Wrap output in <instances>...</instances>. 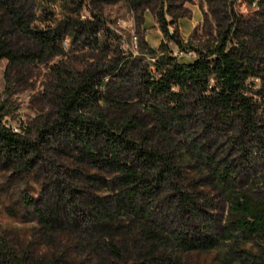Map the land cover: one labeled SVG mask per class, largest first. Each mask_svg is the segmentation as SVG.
Here are the masks:
<instances>
[{
  "label": "rangeland",
  "instance_id": "rangeland-1",
  "mask_svg": "<svg viewBox=\"0 0 264 264\" xmlns=\"http://www.w3.org/2000/svg\"><path fill=\"white\" fill-rule=\"evenodd\" d=\"M19 1L35 14V29L42 30L41 23L50 15L63 18L60 1L52 5L43 0ZM82 1L84 9L77 18L91 20L93 14L100 19L97 42L85 40L86 33L79 31L73 40H64L60 55L46 61L10 65L0 59V125L33 146L20 159L0 151V238L30 259L54 255L62 259L60 264H106L104 259L113 261L117 254L123 264H245L244 253L252 245L245 239L224 241L221 235L231 217V196L264 199V131L259 137L237 141L231 134L206 137L195 125L184 135L175 130L165 134L152 113L157 104L142 91L139 75L154 61L150 50L169 45L158 23L160 10L171 21L169 34L183 44L201 47L207 39L201 25L211 19V5L207 0ZM217 2L223 14L240 18L247 32L264 33V0ZM5 39L24 55L27 41L11 29L5 30ZM191 54H178V59L191 61ZM261 58L258 63L264 73ZM90 64L98 72L93 87L108 97L106 104L99 102V110L113 132L121 133V126L130 121L135 128L128 140L147 150L174 151L178 182L194 199L195 215L183 212L171 179L155 182L152 177V194L139 201L149 219L148 229L140 233L139 224L128 229L129 219L117 203L123 194L120 177L102 160L109 155L104 139L99 138L96 149L87 154L81 143L72 144L62 132H43L44 125L56 120L51 67L78 70ZM90 109L80 111L82 119L90 117ZM204 145L207 163L202 165L189 153L191 147ZM128 157L134 159L130 153ZM102 212L114 220L100 216ZM171 232L188 241L215 236L218 244L188 253L171 243L157 245L149 236L161 239Z\"/></svg>",
  "mask_w": 264,
  "mask_h": 264
},
{
  "label": "trees",
  "instance_id": "trees-1",
  "mask_svg": "<svg viewBox=\"0 0 264 264\" xmlns=\"http://www.w3.org/2000/svg\"><path fill=\"white\" fill-rule=\"evenodd\" d=\"M43 1L51 5L60 1L63 18L50 15L46 23H41L45 25L43 29L38 30L33 27L35 14L28 13L19 0H0V59L10 65L46 61L60 55L64 40H73L79 31L86 33L85 40L97 42L100 19L93 14L91 20L77 18L84 9L82 0ZM207 1L212 8L211 19H205L201 25L207 38L201 47L183 44L178 37L169 34L171 21H167L163 9L159 11L160 30L168 37L169 45L160 44L157 51L150 50L154 61L139 74L142 91L157 104L152 113L165 134L175 130L184 135L195 125L206 137L231 134L235 141L259 137L264 131V115L261 113L264 109V73L258 63L264 56V33L247 32L244 22L235 14H223L217 0ZM6 29L13 30L21 40L27 41L24 55L18 54L6 41ZM188 53H193L192 60L180 62L178 54ZM51 74L56 120L51 125H44L43 132H62L67 138H72V144L81 143L83 152L87 154L96 149L95 142L99 138L104 139L109 155L102 160L120 177L123 194L119 195L117 203L118 209L129 219L128 229L134 224H139L140 233L148 229L145 224H149V219L139 201L152 194L149 191L154 181L152 177L155 182L171 179V190L183 212L195 215L198 209L194 199L178 182V160L174 151L147 150L128 140L126 136L133 134L135 128L130 121L121 126V133L113 132L106 115L99 110V102L106 104L108 97L93 87L98 76L94 64L78 70L53 65ZM253 81H258V84ZM89 107L90 117L82 119L80 111ZM205 147H191L190 158L205 165L207 158L202 155ZM0 148L8 158L20 159L33 146L18 133L0 125ZM128 153L134 156L133 160L129 159ZM231 197V217L221 239L228 242L245 239L252 247L244 253V263L264 264V199L246 195ZM100 216L109 218L111 222L114 220L113 215L106 212ZM149 236L157 245L164 247L171 243L188 253L205 251L218 244L215 236L192 241L178 232L168 233L161 239L154 238L152 234ZM155 249H150V252ZM109 258L103 262L124 263L119 254L113 261ZM61 261L54 255L30 259L17 253L4 238H0V264H60Z\"/></svg>",
  "mask_w": 264,
  "mask_h": 264
},
{
  "label": "built area",
  "instance_id": "built-area-1",
  "mask_svg": "<svg viewBox=\"0 0 264 264\" xmlns=\"http://www.w3.org/2000/svg\"><path fill=\"white\" fill-rule=\"evenodd\" d=\"M192 54L191 53H188L187 56H191Z\"/></svg>",
  "mask_w": 264,
  "mask_h": 264
}]
</instances>
